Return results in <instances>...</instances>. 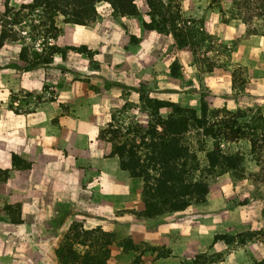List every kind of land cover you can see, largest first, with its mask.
<instances>
[{
    "label": "crops",
    "instance_id": "obj_1",
    "mask_svg": "<svg viewBox=\"0 0 264 264\" xmlns=\"http://www.w3.org/2000/svg\"><path fill=\"white\" fill-rule=\"evenodd\" d=\"M32 1L8 4L17 9ZM99 18L91 26L60 23L55 43L67 52L55 54L46 67L28 70L13 86L33 91L51 83L56 92L54 101L40 97L41 103L26 118L0 128V169L13 170V156L30 166L25 175L15 171L0 182V208L9 207L16 214L0 218V264H59L55 250L73 222L86 230L100 228L121 239L170 247L166 236L154 238L149 231L154 220L138 221L136 227L129 224L136 220L129 212L143 209L141 183L120 169L111 144L98 135L111 112L125 103L140 105V87L151 99L186 105L190 96L179 89L180 78L170 77V67L177 61L182 79L191 82L198 77L197 68L192 55L178 50L171 36L145 31V15L115 17L108 25ZM202 19L205 31L232 46L237 62L250 71L247 107L264 114V36H247L244 25L223 23L210 11L203 12ZM6 44L0 47V59L13 71L19 63L17 49ZM80 47L93 53L98 68L90 67L85 53L72 50ZM5 48L10 57L4 55ZM215 76L230 91L232 75L222 69L206 74L211 87L218 85ZM169 113V108L159 111L163 118ZM143 115L146 119L139 123L145 124L148 116ZM167 217L171 226L172 216ZM177 255L172 252L155 264H175ZM133 259L116 244L110 246L108 264H133Z\"/></svg>",
    "mask_w": 264,
    "mask_h": 264
},
{
    "label": "rangeland",
    "instance_id": "obj_2",
    "mask_svg": "<svg viewBox=\"0 0 264 264\" xmlns=\"http://www.w3.org/2000/svg\"><path fill=\"white\" fill-rule=\"evenodd\" d=\"M39 1L45 3L43 0ZM109 2L103 0L94 3L93 6H88V8L93 7L95 11L87 16L86 24L78 25L91 26L99 17L104 25H108L115 17H125L116 13ZM63 5L64 1L59 0L57 6L50 8L46 6L37 11L33 8L21 10L12 8L7 0H0V27L4 28L2 31L4 41L0 47L5 43H7L6 46L16 47L19 62L12 71L8 69L9 66L5 65L7 60L0 59V96L4 97L0 99V128L3 125H13L11 123L17 124L16 120L26 118V115L38 103H41L40 97H44V102L54 101L56 90L51 83H43L33 91L21 86L17 88L13 86L21 83L22 75L28 70L46 67L48 64L43 62L50 57L52 47L58 48L62 53L67 52L66 47L56 46L55 43V38L59 33V24L72 23L68 22L71 19L70 9L69 7L65 9ZM179 6L182 20L195 21L196 30H203L209 36L201 43L195 56L185 51L192 55L198 77L195 82H191L189 79H182L181 75L179 89L185 95L190 96L186 105L182 107L199 111V100L203 97L211 110L249 111L248 116H264L261 109L247 107L251 103L246 96L250 83V71L237 62L238 58L233 55L232 46L224 45L217 36L209 34L204 29L202 13L207 11L217 14L223 23L227 21V23L244 25L231 18L235 13L232 9V0H183ZM146 18L149 19L147 16ZM263 24V19L253 18L244 26L246 32L248 28L250 31L257 30L258 35H261L264 34ZM246 35L250 34L246 33ZM200 37L202 36L196 39L200 41ZM5 49L7 53L4 55L10 57V49ZM72 50L85 53L89 58L90 67L98 68L93 53L87 51L85 47L72 48ZM207 65L208 68L209 66L215 67L208 69ZM219 69L232 75L230 91L222 85L223 81L217 76H215L214 84L218 85L214 87L209 86L206 81L204 77L206 74L209 75ZM73 79L76 78L73 77ZM162 85L167 86L163 83ZM34 91L39 94L33 95ZM139 91L147 93V90L142 87ZM158 91L155 89V92ZM32 96L35 97L31 98ZM238 97L244 100L237 101ZM120 109L111 112V117H116L115 121L126 124L131 122L132 118L135 122L137 120L142 122L146 119L141 108L134 111L128 107L126 112L116 113ZM213 142L209 140L207 148H211ZM221 147L228 148L231 152L243 157V171L239 172L236 182L232 180L229 173L216 177L210 184L209 195L204 204L192 205L176 215L175 213L174 215L168 214L172 216L169 218L172 221L171 226H167L165 219L168 215L152 219L155 223L153 228L148 226L149 231L152 229L154 238L166 236L170 247L135 242L129 238L121 239L115 233H111L117 242H123L119 246L123 252L132 254L134 259L131 263L155 264L161 258L168 257L175 252L178 254L175 264H264V167L259 165L257 156L251 153V148L245 138L221 145ZM202 156L200 155L201 158ZM29 169V164L22 160L11 171L0 169V182L9 178L10 173L13 174L16 171L20 175H25ZM9 211V209L0 208V218H11L12 216L15 218V212ZM129 213H132L137 220L129 221L132 227L138 226V221L147 220L139 217L138 212Z\"/></svg>",
    "mask_w": 264,
    "mask_h": 264
},
{
    "label": "trees",
    "instance_id": "obj_3",
    "mask_svg": "<svg viewBox=\"0 0 264 264\" xmlns=\"http://www.w3.org/2000/svg\"><path fill=\"white\" fill-rule=\"evenodd\" d=\"M43 1L44 4L33 0L30 4L21 5L20 9L33 8L37 11L59 3V0ZM63 1L64 8L70 9L71 19L68 22L86 24L87 16L95 11L88 6L103 0ZM106 1H110L119 15L145 14L149 18L143 24L145 31L171 36L178 50L191 52L194 56L201 43L209 38L203 30H196L195 21L182 20L179 3L183 0ZM232 6L235 11L232 19L244 25L253 18L263 19L264 22V0H232ZM3 29L1 27L0 45L4 41ZM246 33L259 34L257 30L250 31L248 28ZM199 36H202L200 41L196 39ZM57 53L63 54L52 47L50 57L43 63H51ZM214 67L208 68L207 65L208 69ZM180 70L178 62H173L170 77L180 78ZM139 101V106L125 103L116 113L126 112L128 107L134 111L141 108L148 116L145 124L135 122L134 118L125 124L115 121L116 117L112 116L98 135L99 140L111 144V155L118 159L120 169L141 183L143 209L138 212L139 217L152 220L182 212L192 205L204 204L210 184L222 174L229 173L236 182L239 172L243 171L244 159L221 145L245 138L251 153L264 167L263 115L248 116L249 111L240 110H211L203 97L199 100V111L151 99L144 91H139ZM162 108L170 109L165 118L159 114ZM209 140L214 141L211 148L206 146ZM200 155H203L202 158ZM19 162V158L12 157L13 167ZM114 244L121 246L123 242H117L113 234L100 228L86 230L81 223L73 222L55 250L56 259L59 264H108L110 246Z\"/></svg>",
    "mask_w": 264,
    "mask_h": 264
}]
</instances>
